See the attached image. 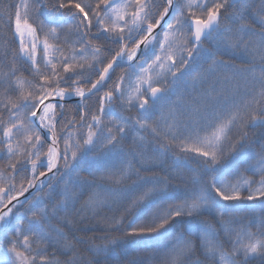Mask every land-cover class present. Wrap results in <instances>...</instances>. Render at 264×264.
Wrapping results in <instances>:
<instances>
[{
    "label": "snow or ice",
    "instance_id": "1",
    "mask_svg": "<svg viewBox=\"0 0 264 264\" xmlns=\"http://www.w3.org/2000/svg\"><path fill=\"white\" fill-rule=\"evenodd\" d=\"M0 20V264H264V0Z\"/></svg>",
    "mask_w": 264,
    "mask_h": 264
},
{
    "label": "trees",
    "instance_id": "2",
    "mask_svg": "<svg viewBox=\"0 0 264 264\" xmlns=\"http://www.w3.org/2000/svg\"><path fill=\"white\" fill-rule=\"evenodd\" d=\"M12 2L13 0H0V12H3L6 6ZM6 31L7 30L4 28V25H3V20H0V37H2L6 33ZM0 51H2V48H0ZM6 72H7V69L4 68L2 65H0V79H3V74ZM0 91H2V89H0ZM2 166H3V162L0 161V167ZM89 235H92V234L89 233ZM97 235H102V233H97ZM95 243L100 244V243H103V241L97 240L95 241Z\"/></svg>",
    "mask_w": 264,
    "mask_h": 264
}]
</instances>
